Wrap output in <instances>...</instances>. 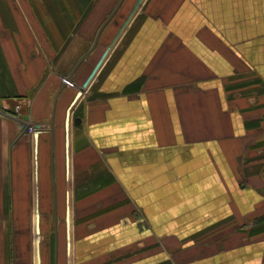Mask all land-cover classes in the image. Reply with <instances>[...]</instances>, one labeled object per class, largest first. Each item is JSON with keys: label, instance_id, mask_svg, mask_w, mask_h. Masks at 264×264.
Masks as SVG:
<instances>
[{"label": "crops", "instance_id": "obj_1", "mask_svg": "<svg viewBox=\"0 0 264 264\" xmlns=\"http://www.w3.org/2000/svg\"><path fill=\"white\" fill-rule=\"evenodd\" d=\"M119 1L0 0V264L51 162L50 264H264V0Z\"/></svg>", "mask_w": 264, "mask_h": 264}, {"label": "rangeland", "instance_id": "obj_2", "mask_svg": "<svg viewBox=\"0 0 264 264\" xmlns=\"http://www.w3.org/2000/svg\"><path fill=\"white\" fill-rule=\"evenodd\" d=\"M53 163V164H52ZM50 170H49V184H50V196L46 198V195L44 194V189L37 188V191H41L40 198L37 203V213L39 215V224H40V230H41V248H40V263L41 264H50V260L47 258L48 252L50 255V251L48 250V235L47 233H51V228L47 227V225H53L52 227V233L54 234V241H56V244L54 245L55 249L57 246V249L59 247L58 245V239L61 238V235L58 232V237L56 229H55V219L56 223L59 225L62 223L61 217V184L59 179H57L56 176V170L54 168V162H51L50 164ZM30 173V172H29ZM28 185L26 186V192H23V199H25L22 204L15 203L14 208L12 207V203L9 202V227L10 229H15L16 231L19 229H23V233H26V235L30 238L31 232H32V225H31V214L32 209L34 206V180L31 177L29 178V181L27 182ZM42 183V180H41ZM54 188H55V197H54ZM40 189V190H39ZM52 190V191H51ZM47 214H49L47 216ZM14 217V218H13ZM14 219V220H13ZM33 223V222H32ZM31 230V231H30ZM33 235V234H32ZM32 238V237H31ZM52 238V237H51ZM28 239V238H27ZM28 242V240H27ZM25 257L23 259V263H26L27 261L30 262V258L32 255L30 244H25ZM52 247V245H51ZM61 248V247H60ZM58 251L59 255V261L54 258L53 264H63V248Z\"/></svg>", "mask_w": 264, "mask_h": 264}, {"label": "water", "instance_id": "obj_3", "mask_svg": "<svg viewBox=\"0 0 264 264\" xmlns=\"http://www.w3.org/2000/svg\"><path fill=\"white\" fill-rule=\"evenodd\" d=\"M122 2H123V0H120V1H119V3H118V5L116 6L115 10L112 12V14H111V15L109 16V18L105 21V23L103 24V26L100 28V30H99V32H98V34H97V36H96L95 42H94V44H93V46H92V48H91V51H93V49L95 48V46H96V44H97V41H98V38H99V36H100V34H101L103 28H104L105 25L110 21V19L115 15V13L117 12V10H118L119 7L121 6ZM141 3H142V0H138V2H137V4H136V6H135V8H134V11H133V13H132L131 16H133V15L136 13V11H137L138 8L140 7ZM129 21H130V19H129ZM129 21H128V22H129ZM126 25H127V24H126ZM126 25H125V26H126ZM106 54H107V53H106ZM106 54L104 55V57L106 56ZM86 56H87V55L83 56V58H82V59L79 61V63L77 64L76 68L81 64V62L86 58ZM104 57H103V59H104ZM101 65H102V61H100V62L97 64V66H96L95 69L93 70L92 74H91L90 77L88 78L87 82L84 84L82 90H85V89L88 87L90 81L93 79V77L95 76V74L97 73V71L99 70V68L101 67ZM76 68H75V70H76ZM80 96H81V92H79V93L77 94V96H76V100H77ZM15 120L17 121V123L20 124L21 129H22V132H23L24 134L29 133V132L31 131L32 127L29 125V118H28V117H20V118H17V119H15ZM75 123H78L77 120H76ZM39 129H40L39 126H35V127H34V130H35V131H39ZM35 136L37 137V134H35ZM37 243H38V244L40 243L39 238H38V240H37Z\"/></svg>", "mask_w": 264, "mask_h": 264}]
</instances>
